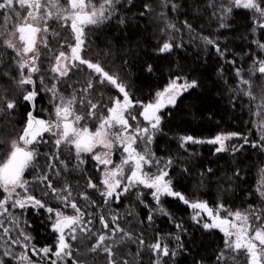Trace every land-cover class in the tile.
<instances>
[{
	"label": "snow or ice",
	"instance_id": "snow-or-ice-1",
	"mask_svg": "<svg viewBox=\"0 0 264 264\" xmlns=\"http://www.w3.org/2000/svg\"><path fill=\"white\" fill-rule=\"evenodd\" d=\"M132 4L133 0H100L98 4L93 0H66V6L61 5L60 0H0V17L3 18L0 47L11 50V64L16 68V74L13 75L7 70L10 65H5L4 69H0V74L13 82L12 91L19 92L20 99L29 104L32 109L27 113L25 127L21 134L10 142V152L6 159L0 162V190L4 194L0 199V247L3 249L0 252V257H3L0 258V264H10V261L4 258L17 259L21 264H37L31 257L47 258L50 264H86L85 261L77 258L82 253L74 249V242H83L85 239L93 240V238H95L94 242L85 247V252L106 254L107 264H133L135 256L140 255L139 248L133 261L119 258L116 248L125 240L145 246L146 242L142 236L135 237L132 232L122 228L116 223L120 217L115 214L110 218L100 215L99 224L102 230L93 231L90 227L93 220H85V212L76 202L72 185L65 179L63 186L56 188L50 178V176L59 178L63 173L72 171L83 173L82 165L87 163L84 159L86 154L102 167L97 169L101 172L99 183L93 182L88 177L85 188L95 190L102 197L104 205L119 203L121 198L135 196L139 203L149 209L146 217L149 224H154L156 214L168 217L175 222L172 213L164 207L163 199L173 197L193 209L192 219L197 224L202 223L204 229H219L224 234L225 248L217 256V261L227 264L229 258L237 260L242 254L247 264H264V214L256 210L232 211L223 203H218L216 209H213L206 201H190L174 188L169 172L175 163L174 159L172 157L158 158L150 148L156 135L162 132L164 114L161 110L167 106L175 107L177 100L184 93L199 87L198 81L174 76L162 91L155 94L153 101L148 103L134 101L127 85L117 74L107 71L100 62L85 58L87 44L85 29L113 21L118 26H125L128 21L121 12L126 6ZM161 6L170 11H175L179 7L174 0L172 2L161 0ZM209 7L219 10L218 18L222 21L221 28L229 27L223 21L234 8L250 10L254 16L253 32L256 28L264 32V0H227V3H211ZM143 8L144 11L139 13L140 16L154 11L152 5L147 3L143 5ZM159 17L165 21V27L161 29V32L177 30L174 23L167 22L164 12H161ZM13 20L16 22L12 23ZM50 21L59 22L62 27H70L75 43L67 45L70 55L65 51H60L53 57L49 71L55 74L56 82L48 87L44 84V76H37V74L42 71L40 48H49L47 34L50 30ZM184 24L189 30L192 29V25L187 21ZM40 33L45 35L38 41L37 36ZM202 39L206 45L212 46L222 59H226L228 52L226 47L222 48L217 40L207 37ZM254 43L261 52H264V35ZM64 46L61 45V47ZM175 46L180 47V45ZM173 47L171 40H164L158 52L170 53ZM227 62L236 64L235 60ZM3 63L0 59V64ZM80 65L90 69L95 75V80H89L87 85L80 90L79 99L75 92L70 97H66L57 85L64 78L69 77L70 72ZM253 69L260 78H264V59H254ZM147 70L152 71L151 65ZM235 72L240 78L241 85L246 87L250 85V80L243 77L240 68L237 67ZM97 86L115 90L116 95L109 97L108 104L92 101L90 94ZM41 90L51 93L50 99L55 101L54 118L51 120L39 119L33 115L36 98ZM8 91L9 89L4 88L0 93V114L11 117L18 107V101L8 96ZM244 94L252 100L257 99L250 90H246ZM259 100L260 111L255 114L264 116V94L259 97ZM77 104L82 108L86 107L87 111L79 112ZM135 107L140 109L138 113L132 111ZM98 108L106 109V114L98 113ZM138 117H142L143 123ZM87 120L97 121L95 130H91L86 123L81 124V121ZM261 128H264V123H261ZM44 133H50L55 138L56 152L45 154L48 160L46 169H37L38 174L34 179L50 189L51 194L64 207H71L74 210L73 214H66L60 209L53 208L29 191L30 182L25 179V172L29 168L37 167L36 161L40 152L36 146L46 142L41 139ZM233 139L240 140L242 143L229 146L227 142ZM260 140L262 142L260 144L249 141L247 136L238 132L221 133L206 141L193 136H182L180 147L186 148L189 143H207L215 146L214 152L217 154L225 152L234 154L240 152L245 145L264 148V135ZM61 145H64L69 153H74V155L62 158ZM116 150L121 152L119 163H115L112 159ZM70 164L71 167H69ZM153 167L156 168L155 172L152 171ZM184 171L188 170L184 169ZM211 173V168L206 170V174ZM234 175L239 176V171L237 170ZM259 185L256 192L264 200V169H261ZM144 189L149 190L148 193H145ZM44 194L48 195V192ZM146 194L150 195L154 202L151 205L144 199ZM77 195L93 206L96 204L86 190ZM28 208H32L37 214L41 209L49 214L51 231L56 234L54 245L37 248L31 243L33 238L25 230L26 221L22 220ZM17 209L19 213L14 211ZM221 212L225 215L221 216ZM202 213L207 216L206 221ZM175 227L183 230L182 224L176 223ZM118 234L119 239L117 240ZM173 238L177 242L175 249H170L169 244L159 233L155 242L147 244L149 251L156 257L154 264H161L162 257L174 258L178 255V249H184L180 235L176 234ZM14 247L22 248L23 252L17 255L13 251Z\"/></svg>",
	"mask_w": 264,
	"mask_h": 264
},
{
	"label": "trees",
	"instance_id": "trees-1",
	"mask_svg": "<svg viewBox=\"0 0 264 264\" xmlns=\"http://www.w3.org/2000/svg\"><path fill=\"white\" fill-rule=\"evenodd\" d=\"M93 1L100 2V0ZM174 2L179 7L175 11H170L161 6V0H133V4L126 6L121 12L128 21L125 26H118L113 21L98 27H87L85 58L100 62L107 71L117 74L127 85L134 101L150 102L174 76L198 81L199 87L184 93L177 100L175 107L171 106L161 111L164 114L162 132L156 135L150 148L158 158L165 159L170 156L174 159L175 163L169 170L174 188L190 201H206L213 209L218 203H223L234 211L256 210L264 214V200L256 192L260 186L261 169H264V148L245 145L240 152L234 154L231 152L217 154L214 152L215 147L207 143H189L186 148L180 147L182 136H193L206 141L218 134L232 132L247 136L249 141L262 143L260 138L264 135V128H261V123H264V116L255 113L260 111L259 97L264 94L262 92L264 78L254 73L253 60L264 59V52H261L254 43L261 39L264 32L259 28L253 32V13L245 9H233L223 21L229 27L221 28L219 10L209 7V4L227 3V0H174ZM146 3L152 5L154 11L140 16L139 13L144 11L143 5ZM161 12L166 14L167 22L176 25L177 30L161 32L165 27V21L159 17ZM1 20L2 17H0V30H2ZM185 21L192 25L191 30L185 26ZM51 24L49 48L42 47L40 50L42 71L37 74L44 76V84L48 87L52 84L48 77V69L59 50L61 38L69 40L70 45L74 40L70 27L63 28L55 21H51ZM203 37L217 40L222 48L226 47L228 49L226 59H222L212 46L206 45ZM164 40L173 42L172 52L163 54L158 52ZM0 59L4 62L0 64V69L10 65L7 70L15 75L16 68L11 64V50L0 47ZM230 60H235L236 64L228 63L227 61ZM149 65L152 68L151 72L147 70ZM237 67L240 68L243 77L250 80L249 86L239 83L240 78L235 72ZM89 80H95V75L86 66L81 65L73 69L66 82L61 84L66 89L63 94L70 97L75 92L79 99L80 90ZM4 88L9 89L8 96L17 99L18 107L11 117L0 114V162L6 159L10 152V142L21 134L27 113L32 110L29 104L20 99L19 92L12 91L13 82L0 74V93ZM246 90H250L257 99L252 100L246 96L244 94ZM114 95H116L115 90L100 86L90 94L94 103L100 101L103 104H108L109 97ZM50 97L51 93L40 91L33 115L44 118L49 112L53 114L55 101ZM77 110L86 112L87 108L77 104ZM97 112L106 114V109L98 108ZM134 112H139V108ZM87 121L81 123L85 124ZM240 143L242 141L233 139L229 141V146ZM50 152V149L40 152L36 161L37 167L26 170L25 179L30 182L29 191L33 195L55 208L60 207L62 203L51 194L50 189L34 179L38 174L37 169H46L48 160L45 154H51ZM70 156L71 154L65 151L61 157ZM209 168L212 169V173L206 174ZM184 169L188 171L185 172ZM152 170L156 168L153 167ZM237 170L239 176L234 175ZM50 178L56 188H61L65 179L72 185L76 202L79 201L78 205L87 212L88 217L92 218L94 215V225H90L93 231H97L98 226L101 228L100 215L110 218L115 214L120 217L116 223L122 228L132 232L135 237L142 236L146 242L145 246L127 240L117 245L116 251L121 259L133 261L139 248L140 255L135 256L133 264H154L156 257L149 251L147 244L155 242L159 233L169 244L170 249L176 248L177 242L173 238L176 234L180 235L184 244L183 250H177L176 257H162L161 264L165 262L166 264H224L223 261H217V256L225 248L224 234L218 229H204L202 224H197L192 219L193 209L173 197L163 199L164 207L172 213L175 222L156 214L154 224H149L146 220L149 209L139 203L135 196L124 204L115 205L111 210L103 208L101 204L97 205L100 209H95L96 206L80 199L77 195L83 192V186L82 180L80 177H75L73 171L63 173L59 178L54 176ZM148 191L144 190L145 193ZM45 192H48V195H45ZM3 195L0 191V199ZM144 199L150 205L154 203L150 195L146 194ZM14 211L18 213L17 210ZM46 216L41 212L33 214L30 209L26 217L28 221L24 227L32 236V244L36 247L52 243L51 222ZM176 223L182 224L183 230L177 229ZM94 239L74 243V247L82 253L81 257L77 258L82 259L86 264H107L106 254L85 252V247L94 242ZM6 260L13 264L12 259ZM227 264H247V261L241 254L237 260L229 258Z\"/></svg>",
	"mask_w": 264,
	"mask_h": 264
},
{
	"label": "flooded vegetation",
	"instance_id": "flooded-vegetation-1",
	"mask_svg": "<svg viewBox=\"0 0 264 264\" xmlns=\"http://www.w3.org/2000/svg\"><path fill=\"white\" fill-rule=\"evenodd\" d=\"M60 3H61V5H64V6H66V0H60ZM49 24H50V30H49V33H48V37H49V35L51 34V26H52V24H51V22H49ZM61 26V25H60ZM62 27V26H61ZM65 27V26H64ZM63 27V28H64ZM71 29V28H70ZM73 34V33H72ZM74 35V34H73ZM40 38H41V33L40 34H38V36H37V39H38V41L40 40ZM75 43V41L73 40V44ZM61 45H65L64 47H61ZM67 45H70V43H69V40H66V39H62L61 38V40H60V43H59V50H58V52H57V54L60 52V51H65V52H67V53H69V55H70V49L67 47ZM42 49V47L40 48V50ZM51 66H52V64L50 65V67H49V69L51 68ZM81 66V65H80ZM83 66V65H82ZM79 68V67H78ZM49 69H48V71H49ZM73 71V70H72ZM71 73V72H70ZM54 75L55 74H53V73H51L50 71L48 72V77H49V80L51 81V83H54V82H56L55 81V79H54ZM67 78V77H66ZM66 78H64V80L61 82V83H59L57 86H58V88H59V90H60V92L63 94L64 92H65V87L63 86H61V84H63V83H65L66 82ZM64 95V94H63ZM149 101H147V102H145V103H148ZM169 107H171V106H167V107H165L164 109H162L161 111H164V110H166V109H168ZM136 108H138V107H135V108H133L134 110H132L133 112L135 111V109ZM139 111H140V109H139ZM134 113H138V112H134ZM54 118V114H51L50 112L49 113H47V115L44 117V118H42V119H45V120H51V119H53ZM138 119L143 123V120H142V117H138ZM96 123H97V121H95V120H88L87 122H86V124H87V126L91 129V130H95V125H96ZM82 124V123H81ZM43 141H46V142H44V143H39L36 147H38V149H39V152H41V151H45L46 149H50L51 150V154H53V153H55L56 152V147H55V145H54V137H52L51 136V134L50 133H44L43 134V137L41 138ZM140 147H141V149L143 148V145L141 144L140 145ZM65 151H67V152H69V150L64 146V145H61L60 146V154H61V156H62V153L63 152H65ZM97 151H99L98 149H97ZM53 152V153H52ZM71 155H74V153H70ZM120 157H121V152L119 151V150H116L115 152H114V154H113V156H112V159L114 160V162L115 163H119L120 162ZM84 159L87 161V163L86 164H84V165H82V168L84 169V172L82 173V172H80V171H73L74 172V175H75V177H80V179L82 180L81 182H82V186H83V192L86 190L89 194H90V196H91V199L92 200H94V201H96V204L94 205V206H96L95 207V209L96 208H99L97 205H99V204H101L102 205V207L103 208H108L109 210H111L113 207H115V205H121V204H124V203H126L130 198H121V202H119V203H110L109 205H104L103 204V200H102V197H100L99 196V194L95 191V190H93V189H86L85 188V184H86V181H87V178L88 177H90L92 180H93V182H96V183H99V180H100V178H101V172L100 171H98L97 169H98V167H102V166H99V165H97L96 164V162L95 161H93L91 158H90V156L89 155H85L84 156ZM74 163H75V161H73ZM88 170V171H87ZM92 171H93V173H92ZM153 172H155L156 170H152ZM144 190H147V189H144ZM143 190V191H144ZM1 191V193H3L2 192V190H0ZM3 197H1V199H2ZM135 198V197H134ZM78 203H79V201H78ZM82 208V207H81ZM32 210L33 211V214H37L32 208H28L26 211H25V213H26V215H24L23 217H22V219H24V221H28V218H26V217H28V214H29V210ZM100 209V208H99ZM65 210V213L66 214H73V212H72V210H71V208L70 207H66V209H64ZM82 210L84 211V209L82 208ZM43 211L44 210H40L39 212H41L44 216H46L47 214L45 213V211H44V213H43ZM85 212V220H87V219H92L93 220V223H92V225H94V215L92 216V218H90V217H88V214H87V212L86 211H84ZM18 213H19V211H18ZM46 218H48V215L46 216ZM50 234H51V236H52V243L51 244H49V245H45V246H51V245H54L55 244V239H56V234L55 233H53L51 230H50ZM45 246H43V247H45Z\"/></svg>",
	"mask_w": 264,
	"mask_h": 264
},
{
	"label": "rangeland",
	"instance_id": "rangeland-1",
	"mask_svg": "<svg viewBox=\"0 0 264 264\" xmlns=\"http://www.w3.org/2000/svg\"><path fill=\"white\" fill-rule=\"evenodd\" d=\"M94 2V1H93ZM94 3H96V4H98L97 2H94ZM234 9H241V8H234ZM21 12H22V14H23V10H21ZM1 22L3 23V18H2V20H1ZM16 21L15 20H13V22L12 23H15ZM51 22V21H50ZM45 34L44 33H41V37L42 36H44ZM48 35V34H47ZM163 90V89H162ZM161 90V91H162ZM155 99V96H154V98L151 100V101H153ZM150 101V102H151ZM53 114H54V110H53ZM35 116V115H34ZM37 117V116H36ZM37 118H39V119H42L41 117H37ZM227 144L229 145V141L227 142ZM211 145V144H210ZM214 146V145H213ZM215 147V146H214ZM99 151H100V149H98ZM168 157H170V156H167V158ZM167 158H165V159H167ZM55 208H57V209H60L61 211H64L65 212V210L64 209H66V207H64V205L62 204V205H60V207H55ZM71 208V207H70ZM228 208V207H227ZM214 209H216V208H214ZM229 209H231V208H229ZM43 210V209H42ZM71 210H72V212H74V210L71 208ZM232 210V209H231ZM17 211H19L18 209H17ZM232 211H234V210H232ZM46 213V212H45ZM47 215H49L48 213H46ZM193 215H194V213H193ZM192 215V216H193ZM202 215H203V217H204V220L206 221L208 218H207V216L205 215V214H203L202 213ZM225 215V213L224 212H221V216H224ZM96 219V218H95ZM49 220V219H48ZM50 221V220H49ZM51 222V221H50ZM203 222V221H202ZM202 224V223H201ZM98 226V225H97ZM101 226V225H100ZM98 229L99 230H102L99 226H98ZM97 229V230H98ZM219 230V229H218ZM13 235H15V233H13ZM55 242H56V239H55ZM78 242V241H77ZM32 243V242H31ZM75 243V242H74ZM91 244V243H90ZM37 248H43V247H37ZM74 249H77L76 247H74ZM3 251V249H2V247H0V252H2ZM13 251L17 254V255H19L21 252H23V249L22 248H20V247H14V249H13ZM81 252V251H80ZM29 254V256H31V253L29 252L28 253ZM93 254V253H92ZM74 255H76V251H74ZM79 257H81V255H79ZM0 258H3V257H0ZM34 261H36L37 262V264H50V261H49V259H47V258H44V259H41V257H31ZM4 259H12V261H13V264H21V262L20 261H18L17 259H14V258H4ZM53 259H54V257H53ZM82 260V259H81Z\"/></svg>",
	"mask_w": 264,
	"mask_h": 264
}]
</instances>
